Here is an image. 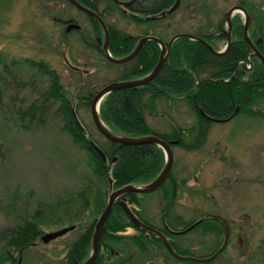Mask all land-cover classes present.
I'll return each mask as SVG.
<instances>
[{"label": "trees", "instance_id": "16d2710c", "mask_svg": "<svg viewBox=\"0 0 264 264\" xmlns=\"http://www.w3.org/2000/svg\"><path fill=\"white\" fill-rule=\"evenodd\" d=\"M54 1L76 9L86 17L90 28L71 16L64 18L60 15L57 20L65 27V36L76 33L84 48L98 52L111 72L114 71V76L105 77L100 88H95V85H81L74 93H70L61 75L47 62L26 59L23 64L35 70L39 77L48 82L46 90L38 97L32 98L39 92L38 89L43 87H37L34 83L36 75L26 81L21 73L17 72L16 62L11 64L4 62L2 66L0 65V120L6 125L13 123L17 128L26 131L43 129L50 123L62 122L63 130L70 135L73 143L87 151L98 175L103 180L113 179L112 185L116 190L129 185L138 186L153 182L165 167L162 149L154 144L122 145L106 140L101 134L103 141H100L85 124L80 109L85 107L91 110V103L96 94L110 83L138 80L149 75L160 60L162 51L160 45L155 41H149L134 60L125 64L111 62L102 46L105 36L100 22L79 10L68 0ZM77 1L97 12L107 24L110 33L109 51L114 58L130 55L139 40L145 36H157L166 45L171 40L165 41L150 30H155L161 19L172 17L168 12L175 6L177 0H137L126 8L112 0ZM182 4L184 5V2ZM205 11L210 14L208 7ZM114 14H120L138 26H145L144 34L139 37L126 34L108 21ZM72 23L78 24L80 28L65 31ZM225 23V16L217 24L209 22L196 36L207 42L213 39L226 40ZM239 24V20L235 19L233 46L221 55L215 54L199 41L190 38L178 39L171 49L167 63L151 84L115 91L105 98L100 107V116L105 125L119 136L141 138L156 135L170 143L172 148L175 147L172 141H179L180 147L194 151L203 146L213 123L225 122L242 114L253 119L264 118V67L256 63L251 70L246 69L244 72V64H239L251 54L248 46L242 41V27ZM213 26L220 28L213 32ZM75 75L80 77L82 73L79 71ZM26 91L30 93L26 94ZM164 99L170 103L186 102L195 114L196 123L186 128L173 126L167 133L152 129L146 114H151L149 111ZM92 141L104 152L106 159L95 150ZM6 143L0 138V212L6 216L13 214V224L0 231V241L3 244L0 260L11 264H23V252H28L44 234L37 223L43 215V210L36 208L30 213L31 209L24 204L19 209L17 199L20 193L17 191L10 196V203L4 205L2 181L7 177ZM175 174L174 166L169 179L159 189L162 192L164 206L158 224H154L145 215L140 194L128 193L116 201L101 239V246H106L108 252L101 251L95 264H149L158 256L163 258L165 264H216L223 257L227 247L216 259L208 263L188 259L189 257L206 259L214 256L225 242L227 229L231 236L236 235V230L229 221L226 225L222 220L224 218L219 215L205 214L186 220L178 214L177 197L181 189L187 187L188 181L179 180ZM145 224L157 226L165 234V242L159 238L161 234L158 232L150 239H146L142 234L138 238L125 234L129 227L144 229ZM94 228L92 224L82 233L69 246L65 257L56 264H84L90 257ZM238 231L244 233V228L241 227ZM198 232L203 238L213 237L205 246H208V252L203 256H198L193 250ZM193 234L194 239H188ZM168 242L174 252L185 259L173 255L167 246ZM260 249L262 251L263 247ZM117 251L123 255L118 261L113 262V252Z\"/></svg>", "mask_w": 264, "mask_h": 264}, {"label": "rangeland", "instance_id": "374dc122", "mask_svg": "<svg viewBox=\"0 0 264 264\" xmlns=\"http://www.w3.org/2000/svg\"><path fill=\"white\" fill-rule=\"evenodd\" d=\"M239 1L184 0V5L180 3L170 19H161L150 32L165 41L180 33L196 35L209 22L217 24ZM206 7L210 14L206 13ZM237 13L230 17L227 27L235 19L240 21L241 16L245 19L244 14ZM60 15L74 17L90 28L84 15L54 0H0V65L16 62L17 72L26 81L36 75L34 83L43 87L32 98L41 95L48 82L23 64L26 59L47 62L61 75L70 93L81 85L100 88L105 77L114 76L98 52L81 45L78 34L64 35L65 27L57 20ZM108 21L134 37L142 36L146 29L120 14H114ZM214 47L223 52L225 40L217 41ZM69 60L81 69L82 76L75 75L79 71L68 66ZM250 66L244 64L243 70ZM149 112L146 117L151 128L165 133L173 126L186 128L196 123L195 114L186 102L170 103L164 99ZM80 113L94 137L103 141L91 110L82 107ZM16 126L0 120V138L8 146L7 177L2 181L4 205L10 203V196L17 191L19 209L24 204L31 209L30 213L36 208L43 210L37 223L44 234L75 226L73 231L48 244L41 237L37 245L23 252V264H48L52 259L63 258L82 233L92 224L96 226L116 188L113 179L103 180L98 175L87 151L73 143L62 122L27 131ZM179 144L173 148L175 175L188 182L177 197L176 212L186 220L211 214L230 222L236 235L229 234L227 251L216 264H264V118L253 119L242 114L213 123L203 146L194 151H187ZM161 149L166 164V154ZM161 194L158 191L140 195L142 210L154 224L160 221L164 206ZM12 221L13 214L6 216L0 212V231L12 225ZM241 227L244 233L238 231ZM189 238L194 239V234ZM197 238L193 250L203 256L213 237L203 238L198 232ZM2 248L0 241V258ZM0 264L11 263L0 260Z\"/></svg>", "mask_w": 264, "mask_h": 264}, {"label": "water", "instance_id": "95a60500", "mask_svg": "<svg viewBox=\"0 0 264 264\" xmlns=\"http://www.w3.org/2000/svg\"><path fill=\"white\" fill-rule=\"evenodd\" d=\"M68 1L70 3H72L74 6H76L82 12L96 18L100 22V24L104 30V34H105V41L103 43V49H104L109 61L114 62V63H118V64H125V63L132 61L133 59L136 58V56L142 50L143 46L148 41L157 42L162 49L161 58L157 64V66L154 68V70L149 75H147L144 78L138 79V80L115 81L113 83H110L107 86L103 87L96 94V96L94 97V99L91 103V116H92L93 123H94L97 131L101 135H103L106 140L111 141V142H115V143H119L122 145H127V146H133V145L134 146H141V145H146V144H154V145H157L160 148L164 149V152H165L166 158H167L166 159L167 162L165 164L163 171L160 173V175L153 182H151L149 184H145V185H138V186L129 185V186H126L122 189L116 190V191L111 193V195L108 199L107 206H106L105 210L103 211L101 217L98 219L96 226H95V231H94V235H93V239H92V249H91L90 257L84 263V264H94L96 259H97L98 254H99L100 241H101L106 223H107V221H108V219H109V217L113 211V208H114L116 201L121 196L128 194V193L150 194V193L157 191L168 180L169 176L171 175L172 168L174 165L173 150H172L170 144L165 142L164 140H162L160 137H158L156 135H150V136H145V137H141V138H126V137L119 136V135L113 133L105 125V123L103 122V120L100 116V107H101L102 102L112 92L120 91V90H124V89H129V88H134V87L147 86V85L151 84L157 78V76L160 74L165 63H167L168 57H169V54H170V51H171L173 44L175 43V41H177L180 38H190L192 40L199 41L202 44H204L205 46H207L208 48H210L211 50H213V52H216V54H222V52L214 51V49L203 38H200L198 36L188 34V33H181V34L174 36L172 38V40L170 41L168 46H166V44L161 39H159L158 37H155V36L143 37L140 39L135 50L130 55L123 57V58H114V57H112V55L109 52V41H110L109 28L106 25L105 21L102 19V17L99 16V14L97 12H95V11L83 6L82 4H80L77 0H68ZM112 1L115 2L116 4H118L119 6L126 8L129 5L133 4L136 0H131L129 2H122L120 0H112ZM180 1L181 0L177 1L175 6L168 12V14L172 13L179 6ZM235 9L236 8H232L228 13V23L229 24H230V17H231V15ZM79 28L80 27L78 24L72 23L68 26L67 31H72V30H76V29L78 30ZM246 40H247V42H250L247 33H246ZM228 42H229V46H230L231 45V35L230 34H228ZM256 54L261 59L263 66H264V57L258 51H256ZM172 143L173 144H179V141L172 142ZM91 144H92V146H94L95 150L99 153V155L103 159H106V155L100 149V147L96 143H94L93 141L91 142ZM74 229H75V226H70L68 228H63V229L55 231V232L45 233L42 236V241L45 244H48L51 241L56 240L59 237L66 235L70 231H73ZM228 239H229V231L227 229L225 242H224L223 246L221 247V249L214 256H212L210 258H206V259H199V258L190 257L189 260L199 262V263L211 262L212 260L216 259L223 252V250L226 248L227 243H228ZM168 246H169V249L171 250V252L175 256L180 257L181 259H184L183 257L178 256L174 252V250L172 249L170 244H168Z\"/></svg>", "mask_w": 264, "mask_h": 264}, {"label": "flooded vegetation", "instance_id": "af4514ba", "mask_svg": "<svg viewBox=\"0 0 264 264\" xmlns=\"http://www.w3.org/2000/svg\"><path fill=\"white\" fill-rule=\"evenodd\" d=\"M177 1H176V3H177ZM183 2H184V0H181L180 1V3H183ZM232 8H236L234 10V12L232 13V15L235 12H238L237 14H240V15L241 14H244L245 15V19H243V17L241 16L240 21H239L240 22L239 25L242 27L241 28L242 35H243L242 36V41H244V43L248 46V48L251 51V54L246 58V60L241 61L239 64H250L251 66H250V68L248 70H251L254 67V64H256V63H260V64L263 65L261 59L256 54V51L260 52L262 54V56L264 57V53L262 52V51H264V0L261 1V2H258V0H240L239 3H238V5L233 6V7H231L228 10V12L225 14L226 23H225V27H224V32L226 34V40H225V49L223 51V54L226 53L227 51H229L231 49V47L233 46V42H234V38H233V28H234V24H231L230 28L227 27V23H228V13H229V11ZM68 26L66 27V30L65 31H67ZM218 26H216V27L213 26V29H212L213 32L218 31V29L220 28ZM67 32H69V31H67ZM246 33L248 34V38H249V41L250 42H247V40H246ZM228 34H230L231 37H232L231 38V45L230 46H229V42H228ZM152 36H154V35H152ZM155 37H157V36H155ZM217 41H219V40L218 39L217 40H214L213 39L211 42H207L214 49V51L216 50V48L214 46H215V44H216ZM102 46H103V44H102ZM211 51H213V50H211ZM67 62H68V66L70 68H72L74 70L76 69L77 71H81V69H79L78 67H74L70 63V60L67 61ZM158 191H159V189L157 191H155V192H158ZM145 225L146 226H143L144 229H139V228L137 229V228H134V227H129L127 229V231H126L125 234L126 235H129V236H132V237H136V238L140 237L141 234H142V235L145 236L146 239H150V238H154L153 236H155L157 232H160L162 234V236H160L159 238H161V240L164 241V238H166L165 237V234L157 226H155L153 224H145ZM130 231H132V232H130ZM142 231H144L145 233H143ZM38 243H39V241L37 243H35L34 245H37ZM168 244H170V243L168 242L167 243V246H168ZM34 245H32L31 247H33ZM101 245H102V243L100 242V250H99L98 256L101 255V251H102V253L103 252L104 253L105 252L106 253L108 252L106 246H103L102 247ZM122 255H123V253L120 252V251L113 252V260L112 261L113 262L118 261L120 259V257H122ZM98 256H97V259H98ZM110 256H111V254H110ZM63 258H61V259H63ZM61 259H59L58 261H55L54 259H52L48 264H56ZM42 264H45V263H42ZM149 264H165V262H164V260H163L162 257H159L158 256L154 262H150Z\"/></svg>", "mask_w": 264, "mask_h": 264}]
</instances>
